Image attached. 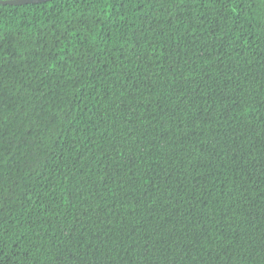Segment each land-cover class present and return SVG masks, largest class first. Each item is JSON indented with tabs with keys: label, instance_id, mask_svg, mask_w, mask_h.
Listing matches in <instances>:
<instances>
[{
	"label": "trees",
	"instance_id": "trees-1",
	"mask_svg": "<svg viewBox=\"0 0 264 264\" xmlns=\"http://www.w3.org/2000/svg\"><path fill=\"white\" fill-rule=\"evenodd\" d=\"M0 264H264V0L0 3Z\"/></svg>",
	"mask_w": 264,
	"mask_h": 264
},
{
	"label": "water",
	"instance_id": "water-1",
	"mask_svg": "<svg viewBox=\"0 0 264 264\" xmlns=\"http://www.w3.org/2000/svg\"><path fill=\"white\" fill-rule=\"evenodd\" d=\"M51 0H0L1 4H13V5H21V4H33V3H42Z\"/></svg>",
	"mask_w": 264,
	"mask_h": 264
}]
</instances>
